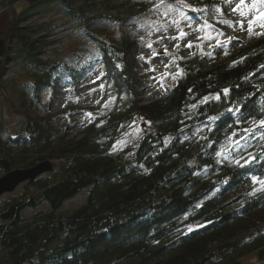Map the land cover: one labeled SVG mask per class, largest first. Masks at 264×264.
Instances as JSON below:
<instances>
[{
	"label": "trees",
	"instance_id": "trees-1",
	"mask_svg": "<svg viewBox=\"0 0 264 264\" xmlns=\"http://www.w3.org/2000/svg\"><path fill=\"white\" fill-rule=\"evenodd\" d=\"M185 3L184 11L203 23L218 5L216 0ZM111 4L0 0L8 14L0 33V98L13 70L25 78L18 91L20 130L0 136V177L51 165L2 204L0 264H264V188L258 190L251 179L264 180V142L243 167L217 163L216 155L233 132L253 124L250 118L264 119V36L209 67L200 54L178 57L172 71L179 68L182 78L168 95L141 104L145 86L137 66L144 44L129 12L108 16L110 10H132L129 4ZM50 12L80 30L94 56L52 59L51 27L39 20ZM104 21L118 24L117 38L102 37ZM98 68L105 94L89 109L92 120L79 138L60 133L53 116L32 111L42 88L53 92L65 85L76 92ZM217 94L219 100L213 98ZM105 102L110 108L102 111ZM138 119L153 132L141 138L131 159L112 152ZM84 191L82 205L61 211Z\"/></svg>",
	"mask_w": 264,
	"mask_h": 264
},
{
	"label": "rangeland",
	"instance_id": "rangeland-1",
	"mask_svg": "<svg viewBox=\"0 0 264 264\" xmlns=\"http://www.w3.org/2000/svg\"><path fill=\"white\" fill-rule=\"evenodd\" d=\"M112 6L127 3L120 13L114 10L108 12V16L116 17L125 16L129 12L131 16L128 18L129 23L137 27L136 38L143 42L144 51L140 54L137 66V74L140 82L145 86V90L140 95L141 104H148L157 99L163 98L170 93V89L177 83L182 75L176 76L177 72L172 71L173 65L178 57L187 58L197 54L212 52L211 57L207 55L204 59L205 67L227 59L231 54L238 51L241 44L249 40H257L264 35H255L251 37L247 32V20H243L244 28L241 29L238 22L241 17L238 13H234L232 9L239 3V0H216L218 3L210 13L206 21L201 22L198 19L184 21L175 11H169L168 7L179 8L186 5L185 0H110ZM136 1L138 4L133 3ZM139 1V2H138ZM251 3V0H248ZM123 7V8H124ZM139 7H142L140 9ZM186 9V7L184 8ZM183 9V10H184ZM168 12V15L165 13ZM123 16V17H124ZM8 14L0 5V33L6 28ZM251 18V17H249ZM41 22H46L51 27L48 36V42L52 43L49 48V56L52 59H70L74 57H86V55L94 56L95 48L88 42L80 30L75 28L71 23L67 22L59 13H46ZM148 21L152 24V30L140 28L139 24ZM175 21V22H174ZM100 31L104 34L102 37L115 39L120 35V27L113 21H104V25H100ZM184 32L183 39H175L180 32ZM256 32H264V28L257 27ZM217 41L227 42L225 50L216 47ZM191 43L192 48L187 45ZM148 44L152 47L149 48ZM179 45V47H177ZM200 45L201 47H197ZM202 49V50H201ZM155 53V56L153 55ZM14 73L9 75V80L5 87V96L0 98V136H14L20 130L23 119L17 114L21 103L18 97V91H21L25 83L24 77H18V69L13 70ZM168 73L169 75H165ZM100 68L92 71L87 76L78 91L73 92L65 85L60 86L56 91H49L48 88H42L37 93V101L31 102V108L39 117L51 115L54 117V125L60 133H67L70 138H79L86 126L91 122L92 115L90 108L97 106L105 94V78L101 76ZM102 111L110 108V103H101ZM70 108V109H69ZM72 123L71 128L68 125ZM256 127L251 124L249 128ZM153 128L143 120H134L126 127L124 134L112 147V152L122 153L123 158L131 159V155L137 147L141 138L153 132ZM264 129L248 135L243 130L238 132L233 140L247 136V139L241 140V144L245 147L236 150L234 144L229 139L221 147L219 151H224V156H217L219 163L225 162L229 166H239L235 163L237 159L240 164H245V160H250L259 147L264 142V135L261 133ZM254 141V147H251ZM251 154V156H250ZM225 156L228 158L226 159ZM243 157V159H241ZM23 185L21 184L12 193L4 194L0 197V208L2 204L12 197L22 194ZM257 189H262L261 185H257ZM87 195V191L82 192L72 200L66 202L61 211L70 212L83 204Z\"/></svg>",
	"mask_w": 264,
	"mask_h": 264
},
{
	"label": "snow or ice",
	"instance_id": "snow-or-ice-1",
	"mask_svg": "<svg viewBox=\"0 0 264 264\" xmlns=\"http://www.w3.org/2000/svg\"><path fill=\"white\" fill-rule=\"evenodd\" d=\"M163 2V0H162ZM168 7L169 11H175L182 20L184 21H190L192 18L183 10L185 7H187L186 5H182L181 7L179 8H173L172 6H166ZM192 11H197V9L193 8ZM232 11L234 13H238L240 15V17L242 18L239 23L241 29L244 28V24H243V20H247V32H248V35L251 37L253 34L259 36V35H264V32H256L255 29L257 27H261V28H264V0H251V3L248 2V0H239V3L236 4V6L232 9ZM165 15H168V12L165 13ZM251 17V18H249ZM175 22V21H174ZM139 27L140 28H145L149 31L152 30V24L148 21H144L143 23H140L139 24ZM185 36V33L184 32H180L178 37H175V39H183ZM227 42H220V41H217V44H216V47H219L221 49H224L225 50V54H227V51H226V45ZM148 47L151 48L152 45L151 44H148ZM177 47H179V45H177ZM188 48H192L193 45L191 43H189L187 45ZM197 47H201L200 45H197ZM202 50V49H201ZM155 56V53L153 54ZM202 55H207L209 57H211L213 55L212 52H208V53H203L202 51ZM96 56L98 57L99 56V52L97 51L96 53ZM117 68H120L121 65L120 64H117L116 65ZM165 75H169L168 73H166ZM176 76H179V75H182V72L179 70V68L177 69V72L175 73ZM229 89L225 88L223 89V92H224V95L225 97L228 96L229 94ZM214 99L216 100H219L220 99V96L217 94L215 97H213ZM208 97H205L204 100L201 101V103H206L208 101ZM227 111L229 113L233 112V109L232 108H228ZM261 111H264V107L261 108ZM236 113L237 115L235 116V119H236V124H237V127H239V123H240V120L242 118V113H241V110L240 108H237L236 109ZM89 116L91 114H88ZM215 119V118H213ZM249 122L253 123L256 125V127H253V128H244L243 131L245 133H247L249 136L254 134L257 129H264V119H259L258 121L253 117V118H250ZM237 133L236 132H233L232 133V136L228 137L229 141L234 144L235 146V149L236 150H240L242 148H244L245 146L241 144V140H244V139H247V136H244V137H241L240 139H237V140H233L232 137L236 136ZM261 135H264V132L261 133ZM117 145H113V148H116ZM216 155L218 157L220 156H224L225 153L224 151H218L216 153ZM251 156V154H250ZM225 158L227 159L228 157L225 156ZM241 159H243V157H241ZM220 161L218 160L217 163H219ZM251 161L250 160H245V164L244 165H241L240 164V160L237 159L235 161V163L241 167L249 164ZM252 179V182L253 184H260L262 188H264V180H261L259 179L258 177H256L255 175H253L251 177Z\"/></svg>",
	"mask_w": 264,
	"mask_h": 264
},
{
	"label": "water",
	"instance_id": "water-1",
	"mask_svg": "<svg viewBox=\"0 0 264 264\" xmlns=\"http://www.w3.org/2000/svg\"><path fill=\"white\" fill-rule=\"evenodd\" d=\"M51 165L48 162L41 163L26 170H14L0 177V197L12 193L21 184L33 181L39 175L48 172Z\"/></svg>",
	"mask_w": 264,
	"mask_h": 264
}]
</instances>
